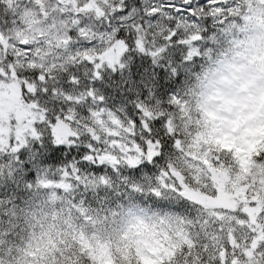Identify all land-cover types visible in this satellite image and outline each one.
Returning a JSON list of instances; mask_svg holds the SVG:
<instances>
[{"label":"snow or ice","instance_id":"snow-or-ice-1","mask_svg":"<svg viewBox=\"0 0 264 264\" xmlns=\"http://www.w3.org/2000/svg\"><path fill=\"white\" fill-rule=\"evenodd\" d=\"M0 264H264V0H0Z\"/></svg>","mask_w":264,"mask_h":264}]
</instances>
